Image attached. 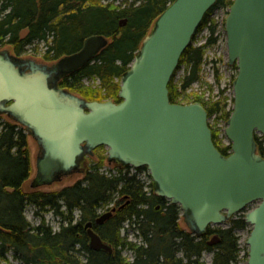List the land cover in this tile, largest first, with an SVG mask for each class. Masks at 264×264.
I'll use <instances>...</instances> for the list:
<instances>
[{
    "label": "water",
    "instance_id": "obj_1",
    "mask_svg": "<svg viewBox=\"0 0 264 264\" xmlns=\"http://www.w3.org/2000/svg\"><path fill=\"white\" fill-rule=\"evenodd\" d=\"M216 1L175 0L157 18L123 76L119 103L87 101L50 82L52 73L64 76L84 67L108 44L103 35L87 37L80 50L52 69L1 51L0 113L26 126L41 147L42 185L73 174L86 154L105 146L109 161L147 167L156 194L179 205L188 229L198 236L255 204L245 217L252 226L248 264H264V157L256 141L257 134L264 138V0H234L225 23L229 63L238 67L226 128L230 155L215 146L201 103L169 99L181 57ZM86 229L92 250L113 252L92 222ZM219 241L214 235L208 244Z\"/></svg>",
    "mask_w": 264,
    "mask_h": 264
},
{
    "label": "trees",
    "instance_id": "obj_2",
    "mask_svg": "<svg viewBox=\"0 0 264 264\" xmlns=\"http://www.w3.org/2000/svg\"><path fill=\"white\" fill-rule=\"evenodd\" d=\"M174 1L0 0V47L9 45L20 56L28 45L42 42L46 45L44 58L55 61L80 50L87 37L103 35L108 45L84 67L66 76L60 86L87 101L119 103L123 76L157 18ZM232 4L233 0H217L207 12L181 57L177 71L184 66L185 72L180 85L175 83L176 71L168 86L171 103L199 102L209 118L217 114L226 121L232 111H227L226 98L207 102L186 92L202 78L206 49L217 42L213 11L228 9ZM24 28L29 29V35L23 40L20 31ZM204 29L209 33L207 41L195 45L198 33ZM86 78H96L99 86H87ZM215 78L219 83L218 68ZM210 128L217 149L230 155L231 146L219 137L217 128L212 124ZM28 136L26 127L0 115V264L9 253L24 264H206L202 259L205 253L212 254L211 264H238L241 247L237 231L249 226L243 212L230 219L228 227L209 226L200 237L186 231L179 223L180 206L156 195L155 184L148 194L136 176L123 174L127 167L118 161L111 165L120 175L102 171L108 159L105 146L95 149L88 162L81 161L82 178L73 185L52 192L23 191L22 186L32 174ZM256 141L258 153L264 157V138L256 135ZM29 205L38 209V214L53 211L60 215L61 230L54 232L44 223L32 227L26 218ZM113 208L116 210L109 219L102 225L96 223L102 211ZM89 222L113 252L90 249L86 229ZM126 222L136 231L139 242L122 237ZM214 235L220 241L211 246L208 241ZM124 251L131 252L133 259L124 257Z\"/></svg>",
    "mask_w": 264,
    "mask_h": 264
},
{
    "label": "rangeland",
    "instance_id": "obj_3",
    "mask_svg": "<svg viewBox=\"0 0 264 264\" xmlns=\"http://www.w3.org/2000/svg\"><path fill=\"white\" fill-rule=\"evenodd\" d=\"M130 2L133 0H129ZM120 1H116L115 4H119ZM229 10L227 8H217L212 13V18L214 19L216 23V32L215 37H217V42L215 45L208 47L206 49L204 63H203V70H202V78L199 82H196L192 85L190 89L187 90L186 94L189 95H197L204 99L207 102H215L219 100L220 98H226L227 102V111H230L232 109V99L234 98V88L232 84L233 77L237 75L238 70H236L235 64L230 65L229 64V49H228V38H227V32L225 27V21L228 16ZM124 20V19H122ZM26 28L22 29L20 31V35L25 31ZM29 35V32L25 37L22 39H26ZM208 31L204 29L202 32L198 33L195 45H201L205 44L208 38ZM51 40V37H50ZM8 50L10 54L17 56L14 53L13 47L11 46H5L0 47V52ZM46 52V45L42 42H34L31 45H28L26 47V52L24 54H21L17 57H22L26 60H31L40 64H45L48 66H51L55 63V61H48L44 58V54ZM215 68L219 69L221 80L218 83L215 78ZM185 72V67L182 66L180 70L177 71L175 75V83L180 85L182 76ZM85 84L87 86H93L97 87L99 86L100 82L96 80V78H86L84 80ZM223 90V94L220 93ZM78 95V94H77ZM183 97H181L182 99ZM219 115H213L211 118H209V123H211L215 128L218 129L219 137L223 140L224 143L228 142L226 136H225V128L227 126L226 119L218 118ZM6 118L7 116L4 115ZM28 143H29V149H30V156H31V163H32V174L28 181L24 183L22 186L23 191L25 192H31L32 190H38V191H44V192H52L55 190H59L65 186H70L79 181L82 178L83 172L80 170V164L76 168V172L72 175L64 177L61 181L55 182L51 185H33V182L37 175V159L39 156L42 155V150L40 149V146L38 145L37 141L33 138L32 135L28 136ZM229 143V142H228ZM108 154V148L105 147ZM89 156H86V158H82L87 160L88 162ZM109 160H106V163L103 167V170L107 172H111L113 175H120L121 173L116 168H113ZM123 174H128L129 176L132 175V170L130 167H127L126 170H122ZM145 174H148L147 171H144ZM145 179L148 181L147 185H145V189L148 194L152 190V184L150 179L145 177ZM150 181V182H149ZM105 212V211H104ZM103 211L101 213H104ZM247 210H245L242 214H246ZM240 214H237V216ZM234 216V217H237ZM26 218L32 225V227H37L41 224H45L46 226H49L53 229V231H59L60 230V223H61V217L54 214L53 211H41L39 215L36 214V209L33 206H28L26 209ZM129 222H126L124 227L122 228V237L126 238L129 241L139 242L141 239L138 237L136 231L128 224ZM179 223L181 227L188 231V227L186 226L184 222L183 216H181L180 213V219ZM222 227H228L229 223L221 225ZM217 227V226H213ZM252 226L249 225L247 229L244 230H238L237 235L239 236V244L241 247L240 256L238 260V264H248V252H249V246L247 244L248 237L250 235ZM79 248V247H77ZM247 253V254H246ZM124 257L129 258L130 260L133 259V254L129 251L123 252ZM84 259V257H82ZM206 264H211L212 262V254L211 253H205L202 258ZM1 264H24L23 261L20 259H17L13 256V253H9L7 256L6 261H1Z\"/></svg>",
    "mask_w": 264,
    "mask_h": 264
},
{
    "label": "flooded vegetation",
    "instance_id": "obj_4",
    "mask_svg": "<svg viewBox=\"0 0 264 264\" xmlns=\"http://www.w3.org/2000/svg\"><path fill=\"white\" fill-rule=\"evenodd\" d=\"M29 61H31V60H29ZM54 65H56V61H55V63L53 64V65H51V66H49L51 69H52V67L54 66ZM59 76V80H56V78ZM67 75H56V73H52L51 75H50V82H51V84H54V83H56V81H57V85L60 87V88H62L61 86H60V83L62 82V80L66 77ZM62 89H65V88H62ZM45 181H43L42 180V178L38 175V173H37V178H35V180H34V182H33V185H35V186H38L39 184H41V183H44ZM60 230H61V228H60ZM59 230V231H60ZM59 231H54V232H59ZM77 247H79L80 248V246L78 245ZM90 247V246H89Z\"/></svg>",
    "mask_w": 264,
    "mask_h": 264
},
{
    "label": "bare ground",
    "instance_id": "obj_5",
    "mask_svg": "<svg viewBox=\"0 0 264 264\" xmlns=\"http://www.w3.org/2000/svg\"><path fill=\"white\" fill-rule=\"evenodd\" d=\"M121 23H122V24H125L126 21L124 20V21H122ZM26 29H28V28H26ZM20 37H21V35H20ZM106 38H107V37H106ZM21 39H22V37H21ZM107 40H108V38H107ZM108 43H109V40H108ZM107 45H108V44H107ZM107 45H106V46H107ZM106 46H105V47H106ZM105 47H104V48H105ZM138 52H139V51H138ZM99 53H100V52H99ZM72 54H73V53H72ZM68 55H71V54H68ZM97 55H98V54H97ZM97 55H96V56H97ZM137 55H138V54H137ZM137 55H136V56H137ZM96 56H95V57H96ZM95 57H93V58H95ZM93 58H92V59H93ZM92 59H91V60H92ZM91 60H90V61H91ZM90 61H89V62H90ZM89 62H88V63H89ZM88 63H87V64H88ZM229 64H230V63H229ZM230 65H231V64H230ZM233 65H234V64H233ZM235 66H237V65L235 64ZM237 69H238V68H237ZM174 74H175V73H174ZM237 74H238V72H237ZM173 76H174V75H173ZM172 78H173V77H172ZM109 101H112V100H109ZM96 149H97V148H96ZM94 150H95V149H94ZM94 150H93V153H94ZM93 153H92V154H86V155L84 156V158H86V156H92ZM108 160H109V158H108ZM116 161H117V160L109 161V162H110V163H115ZM118 162H120V161H118ZM120 163H121V162H120ZM121 164L123 165V163H121ZM123 166H124V165H123ZM102 171L105 172L106 174L109 173V172H107V171H105V170H102ZM75 172H76V171H75ZM154 186H155V194H156V185H154ZM156 195H157V194H156ZM193 234H194V233H193ZM195 235H196V234H195ZM197 236H198V235H197ZM90 249H91V248H90Z\"/></svg>",
    "mask_w": 264,
    "mask_h": 264
}]
</instances>
